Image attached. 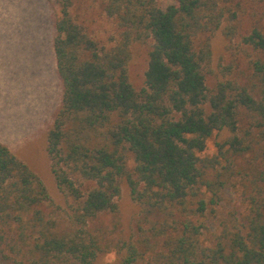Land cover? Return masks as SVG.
Here are the masks:
<instances>
[{
	"label": "trees",
	"instance_id": "16d2710c",
	"mask_svg": "<svg viewBox=\"0 0 264 264\" xmlns=\"http://www.w3.org/2000/svg\"><path fill=\"white\" fill-rule=\"evenodd\" d=\"M104 2L117 25L106 44L76 22L74 0H57L63 95L47 153L58 189L74 201V232L58 230L47 187L0 142L2 260L99 264L104 247L89 225L118 209L126 185L162 220L109 264H264V31L240 32L234 0ZM218 34L226 50L240 37L257 57L210 88ZM135 43L150 45L140 89ZM81 180L93 187L84 191ZM228 192L242 205L220 215Z\"/></svg>",
	"mask_w": 264,
	"mask_h": 264
},
{
	"label": "rangeland",
	"instance_id": "374dc122",
	"mask_svg": "<svg viewBox=\"0 0 264 264\" xmlns=\"http://www.w3.org/2000/svg\"><path fill=\"white\" fill-rule=\"evenodd\" d=\"M13 6L16 18L24 30L0 32V142L27 164L43 181L51 197L48 212L58 223V230L73 233L69 212L74 201L58 189L52 172V163L47 153V137L62 101L63 84L59 78L53 52L55 37L54 20L57 0H4ZM166 8L174 0H158ZM12 4V5H11ZM104 0H74L72 14L76 22L102 42L110 43L116 34L117 25L104 10ZM241 33L258 28L264 31V3L260 0H234ZM238 5V6H237ZM15 8V9H14ZM13 38V39H12ZM12 39L11 41H8ZM226 50V41L218 34L215 42L213 69L208 85L213 88L218 78L243 72L256 53L241 43V38ZM150 45L135 43L132 46L131 78L140 89L144 86V75L148 64ZM264 57V56H263ZM130 155L128 166L134 167ZM86 191L93 184L81 180ZM219 214L231 208L241 207L237 194L228 192ZM115 212L103 213L90 223L92 234L102 243L104 252L99 264L115 261L118 249L123 245L141 241L149 234L154 222L162 220L158 213L149 212L136 203L126 185L117 199ZM152 242H154L152 240ZM142 246V245H141ZM0 264H6L0 255Z\"/></svg>",
	"mask_w": 264,
	"mask_h": 264
},
{
	"label": "crops",
	"instance_id": "0c3cea01",
	"mask_svg": "<svg viewBox=\"0 0 264 264\" xmlns=\"http://www.w3.org/2000/svg\"><path fill=\"white\" fill-rule=\"evenodd\" d=\"M56 6H57L56 12L54 11V13H56L57 16L54 20V29H55L56 20L58 18L59 12H60L59 5L56 4ZM17 13L18 12L13 10V6L6 5L4 0H0V32L3 30H11L13 32V36H14V32H16V31L19 32L20 30L25 29L26 24H25V26L20 25L18 18H16ZM55 33H56V31H55ZM12 39H9L8 41H11ZM53 52H54V46H53ZM54 58H55V53H54ZM55 64H56V60H55ZM56 70H57V64H56Z\"/></svg>",
	"mask_w": 264,
	"mask_h": 264
}]
</instances>
